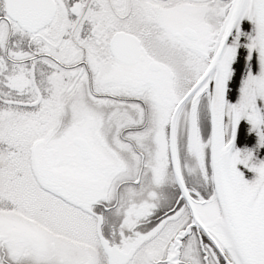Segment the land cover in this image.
<instances>
[{"label":"snow or ice","instance_id":"snow-or-ice-1","mask_svg":"<svg viewBox=\"0 0 264 264\" xmlns=\"http://www.w3.org/2000/svg\"><path fill=\"white\" fill-rule=\"evenodd\" d=\"M0 264H264V0H0Z\"/></svg>","mask_w":264,"mask_h":264}]
</instances>
